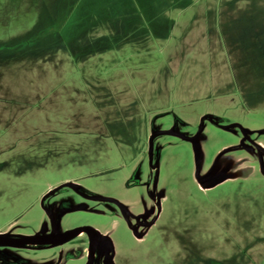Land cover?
Masks as SVG:
<instances>
[{
	"label": "rangeland",
	"instance_id": "rangeland-1",
	"mask_svg": "<svg viewBox=\"0 0 264 264\" xmlns=\"http://www.w3.org/2000/svg\"><path fill=\"white\" fill-rule=\"evenodd\" d=\"M140 23L146 40L115 36ZM171 127L198 132L199 172L220 181L198 186L186 139L148 152ZM248 140L264 146V0H0V233L55 218L111 242L94 264H264V152ZM84 194L142 199L146 241ZM85 246H0V264H85Z\"/></svg>",
	"mask_w": 264,
	"mask_h": 264
},
{
	"label": "water",
	"instance_id": "water-1",
	"mask_svg": "<svg viewBox=\"0 0 264 264\" xmlns=\"http://www.w3.org/2000/svg\"><path fill=\"white\" fill-rule=\"evenodd\" d=\"M231 125H236L235 123ZM224 127V126H222ZM243 133L245 134V131L242 129ZM158 134H172L176 135L178 137H181L183 139H186L191 142L192 148H193V153H194V176L197 180V182L204 186L208 187L211 186L218 181L222 179L221 176L217 177H207V176H201L199 172V158H198V149H197V136L198 132L193 134V135H183L177 131L174 130L173 127L168 128V129H162V130H154L149 136L148 139V152H151L152 148V140L153 138L158 135ZM150 164H151V158H150ZM154 168L157 166L154 165ZM69 186L73 189H76L77 186L73 183L66 182L62 183L60 186ZM84 197L89 198V199H96V200H104V201H113L117 202V200L113 197H108V196H96V195H85ZM80 232L86 233L88 237V249H87V259L85 264H92L93 260V254L95 251V247L98 242H104L108 241L110 246L111 242L107 238H101L100 240L98 239L99 235L97 233V230L90 225H80V226H75L68 228L64 231H55L52 233H34V234H29V235H20V236H13V235H8V234H2L0 233V245L1 246H13V247H21L25 246L27 244H43V243H50V242H64L72 237L76 236Z\"/></svg>",
	"mask_w": 264,
	"mask_h": 264
},
{
	"label": "flooded vegetation",
	"instance_id": "flooded-vegetation-1",
	"mask_svg": "<svg viewBox=\"0 0 264 264\" xmlns=\"http://www.w3.org/2000/svg\"><path fill=\"white\" fill-rule=\"evenodd\" d=\"M243 137L247 139V136L245 134H243ZM242 145L244 148H255L259 151L264 152V146H261L259 144V141L255 142V141L248 140L247 143H242ZM125 184H126L127 190L132 189V186L134 185V183H132V182H127ZM154 187H155V183L152 184V188H151L153 195L155 194V192H154L155 188ZM206 188L207 187H205L204 189H206ZM145 190H147V189H145ZM115 199L117 200V202L108 201L116 207V211H114L113 214L124 221L127 228L132 233L133 237H136L138 239L137 235H139V234L140 235L144 234L146 236L147 235V229L152 224V222H150V220H149L151 208L149 206H147L142 199L141 200L139 199V201L137 200L136 204H134V205H130L127 201H124V200H121L118 198H115ZM68 228L69 227L60 228V225H59V222L57 221V219L52 218L51 226L49 228H47L46 226L43 225L37 231V233H52L55 231L61 232V231H64ZM81 234L85 235L86 246L83 247L81 250H77L76 257H79L78 255L82 251L84 254V261L86 262L87 249H88V237H87L86 233H84V232H80L76 236H74L71 239L64 241V242H50V243H43V244H27L25 246L37 247V249H43V248L49 249V248H53L56 246H60L63 243L69 242L72 239L80 236ZM101 238L102 237H100V236L98 237L99 240ZM138 240H139L138 242H140V243H143L144 241H146L145 237H141ZM110 248H111V246H110L108 241H104L101 243L98 242L96 247H95L94 254H93L92 264H94L95 258L97 257L98 253H100V252H102V260L111 263V256L108 254V252H110ZM58 252L61 253L62 249L59 248ZM69 257H73V256H69ZM40 264H48V263L43 262Z\"/></svg>",
	"mask_w": 264,
	"mask_h": 264
},
{
	"label": "crops",
	"instance_id": "crops-1",
	"mask_svg": "<svg viewBox=\"0 0 264 264\" xmlns=\"http://www.w3.org/2000/svg\"><path fill=\"white\" fill-rule=\"evenodd\" d=\"M142 10V9H141ZM133 11L138 12L137 9H133ZM136 27H140V28H136ZM118 29V28H117ZM125 30V32H124ZM115 36H120V38H122L123 36H126V37H130L132 40H140V41H144L148 38L149 34L144 31V28H143V24L140 23V25H137L135 27H131L129 29H118V30H115ZM200 188L204 189L202 187V185H198Z\"/></svg>",
	"mask_w": 264,
	"mask_h": 264
}]
</instances>
